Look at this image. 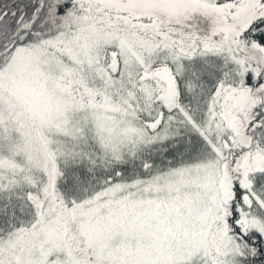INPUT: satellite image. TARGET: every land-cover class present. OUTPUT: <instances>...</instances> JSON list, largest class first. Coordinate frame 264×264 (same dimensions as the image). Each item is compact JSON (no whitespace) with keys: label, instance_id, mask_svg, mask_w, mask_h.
I'll return each instance as SVG.
<instances>
[{"label":"snow or ice","instance_id":"snow-or-ice-1","mask_svg":"<svg viewBox=\"0 0 264 264\" xmlns=\"http://www.w3.org/2000/svg\"><path fill=\"white\" fill-rule=\"evenodd\" d=\"M0 264H264V0H0Z\"/></svg>","mask_w":264,"mask_h":264}]
</instances>
